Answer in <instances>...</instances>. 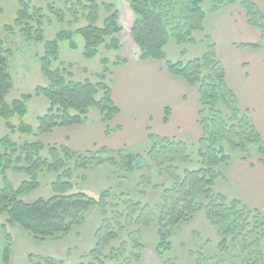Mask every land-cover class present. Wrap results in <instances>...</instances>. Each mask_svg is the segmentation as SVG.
<instances>
[{"label":"trees","instance_id":"trees-1","mask_svg":"<svg viewBox=\"0 0 264 264\" xmlns=\"http://www.w3.org/2000/svg\"><path fill=\"white\" fill-rule=\"evenodd\" d=\"M49 1V0H46ZM135 19L131 33L140 50L141 60L164 62L174 76L184 79L199 93L198 123L202 136L198 146L197 167L192 145L177 137L163 136L149 128L148 148L144 153L125 152V148L111 150L77 151L67 145L45 144L41 137L57 128L84 125L89 121L92 108L100 112V121L107 134L116 132L120 125H112L121 110L113 99L111 76L114 68L127 63L119 55L112 68L108 58L102 60L104 70L97 74L98 80H74L72 64L54 67L59 58L61 43L68 41L77 48L75 36L85 41L84 55L96 57L104 46L109 51L121 52L120 35L123 27L116 0H65V10L50 4L51 13L60 22L71 15L74 22L84 20L86 25L75 31L62 30L53 40L45 39L44 22L47 16L43 8L32 6L27 0L20 1L15 25L22 34L36 42H45V53L40 57L41 70L46 85L35 90V96H43L49 102L47 112L38 117L36 135L40 139L17 142L13 136L19 132L29 134L33 128L25 123L16 125V117L26 116L27 103L32 94L23 95L12 103L7 97L13 89L9 71L10 49L4 48L0 37V126L4 121L9 133L0 132V222L6 228L18 223L35 239L58 238L68 235L74 227L87 222L93 207L100 208L102 220L94 232L95 244L78 264H138L147 248L143 228L157 224L158 243L154 247L163 264H176V258L167 256L172 250L169 240L171 230L204 212L208 222L222 238L219 246L229 249L232 243L242 244L243 251L260 252L264 241V211L249 206L240 197L230 198L215 190L219 180H228L227 167L233 161L232 153L238 152L242 159L250 161L255 148L260 162H264V137L255 126L250 110L241 107L239 99L227 80L225 66L218 55L217 43L206 32L207 0H127ZM210 9L218 11L223 0H210ZM245 13L250 26L261 32V42L246 44L253 48L264 45V12L253 0H240L238 5ZM48 20V19H47ZM12 30L13 26H6ZM202 33L199 41L194 34ZM173 38L179 46L206 44L205 53L187 61L169 59L166 47ZM187 55V49L181 50ZM224 108L228 114L224 112ZM170 109L166 108L165 122ZM103 154H107L105 157ZM72 162L74 163L72 165ZM111 164L121 178L137 171L142 172V182L162 188L160 202L153 205L135 200L129 193H117L108 188L98 196L75 191V172L95 164ZM9 172L26 175L15 185ZM55 174L50 183L53 194L26 202L23 195L43 186L41 174ZM167 178L170 185L152 183L153 173ZM86 179V175L82 176ZM4 217V221L1 218ZM7 239L12 241L8 232ZM12 247L8 243L0 248V264H9ZM200 255H203L200 253ZM204 256V255H203ZM169 257V258H168ZM29 264H66L63 259L30 253ZM249 259L247 264H262ZM211 264H220L217 256L209 257ZM201 256L196 264H207ZM235 264V263H234Z\"/></svg>","mask_w":264,"mask_h":264},{"label":"rangeland","instance_id":"rangeland-1","mask_svg":"<svg viewBox=\"0 0 264 264\" xmlns=\"http://www.w3.org/2000/svg\"><path fill=\"white\" fill-rule=\"evenodd\" d=\"M21 0H0V37L4 41V48L10 49L13 52V55L9 57V71L11 74L13 89L7 97V102L12 103L15 99L21 98L23 95H34L32 100L27 103V114L25 117L13 119L16 125L25 123L30 125L33 128V132L29 134H21L17 132L13 138L17 142L24 141H33L40 139L36 135L38 127V117L45 114L49 108L48 100L43 96H35V90L40 85H46L47 80L42 73L40 57L45 53V42H36L33 39H30L24 36L20 28L15 25V20L18 17V11L20 9ZM32 6H37L43 8V13L47 16L45 19L44 29H45V39L53 40L56 35L62 30H71L75 31L79 27L86 25L84 20L80 22H74L71 15H66V18L63 22H60L58 18L51 13L49 3L55 4L56 8L61 9L65 8V0H27ZM102 1V0H98ZM240 0H223V5L219 8L218 11H212L210 9V0H207L204 3V8L207 11V18L205 20L206 32L213 35V33L221 25L225 24L226 19L223 15L231 8L236 11H239L241 15L246 13L238 6ZM116 5L120 12V22L124 29L120 39L122 43L123 50L121 52L109 51L104 46L100 48L99 54L94 58H87L84 55L85 41L82 36H75L74 41L77 43V48L72 49L68 41L61 43L59 58L54 62L53 66H69L72 64V71L74 73V80H84L91 79L97 81V74L102 73L104 70V64L102 60L108 58L110 61V67L112 68L113 62L117 60V57L121 55L125 58V53L128 51L127 40L133 43L131 29L135 19L134 13L131 10L129 2L127 0H117ZM48 19V20H47ZM247 19V18H246ZM241 17H239V22ZM13 26L14 29L7 30L6 26ZM225 35V34H224ZM242 35H245L242 34ZM194 36L200 41L204 35L202 33H195ZM213 37V36H212ZM223 37V35H222ZM127 39V40H126ZM225 40L229 42V38L226 36ZM216 42V41H215ZM226 42V43H227ZM238 43L235 44V47L240 48V51L245 49H252L244 43L243 40H238ZM261 42V41H260ZM134 45V44H133ZM135 52L132 55L135 59H139L140 50L138 46L134 45ZM237 48V49H238ZM187 49V55H183L181 50ZM206 44H185L184 46H179L176 43V40L171 38L166 50L168 53L169 59L173 61L184 60L187 61L191 58L200 57L205 53ZM165 65V64H164ZM115 69V68H114ZM112 81V76H111ZM191 98V104H195V100ZM224 112L227 110L224 108ZM89 121L100 120L101 115L97 108H92ZM155 118H159L155 116ZM126 126V123H125ZM121 129V128H120ZM117 130L118 132L120 131ZM116 131V132H117ZM1 134L5 135L9 133V130L6 128L4 121L1 122L0 126ZM116 132H112L110 135H113ZM123 135V134H122ZM196 142H190L193 147L194 162L190 167H197L198 159V146ZM106 147V146H105ZM100 147L93 148L92 150H98ZM108 148V147H107ZM125 152L129 151L132 153H144L148 148L147 139L142 142H138L134 145H127L124 147ZM110 149V148H109ZM253 150V157L250 161L252 165H260V156L256 154L255 148ZM112 150V149H111ZM114 150V149H113ZM117 150V149H115ZM86 151V150H83ZM107 157V154H103ZM233 161L243 160L242 156L238 152L232 153ZM232 161V162H233ZM264 163V162H263ZM74 163L72 162V165ZM74 166V165H73ZM230 165L223 167L224 172L229 171ZM74 184L75 191H83L93 196H98L102 190L111 188L117 193L126 192L130 194L135 200H140L144 203H151L153 205L160 202L162 196V188L155 189L153 184H145L142 182L141 176L142 172H135L129 174L124 178H121L115 168L109 164H95L88 169H79L75 172ZM12 180L15 185H19L20 182L27 178L26 175L16 174L9 172ZM83 175H86V179H83ZM153 182L170 185V181L167 178H163L157 174L153 173ZM55 179V174L44 173L41 174V180L43 186L26 193L23 195V199L26 202H34L40 197H50L53 194L52 187L50 183ZM2 181L0 179V186ZM215 190L217 192H223L225 195L230 198L239 197L236 195L234 190L231 187L229 180H219L216 183ZM4 217L1 218V221ZM102 220L99 207H93L88 215L87 222L82 226H76L73 230L64 236L58 238H47L44 241H39L34 238V236L27 230H25L18 223L9 224L6 228L0 222V248H4L11 243L12 250L16 254L28 255L30 253L41 255V256H53L55 258L63 259L66 264H78L81 261L82 257L86 255L89 250L95 244L94 232L99 226ZM144 230V241L147 245V248L143 252L144 259L139 264H163L157 254L155 253L154 247L159 241L157 236V224L153 226L145 227ZM12 235V241L9 242L7 239V233ZM169 240L172 244L171 252H168L169 257L172 259L176 258V264H196L198 259L205 257L207 259V264H211L212 261H209V257L217 256L221 259L220 264H247L246 262L252 258L261 257L260 261L264 264V241L261 242L260 252H256L254 249L250 251H243L242 244L232 243L228 250L224 251L220 248L219 244L222 238L218 235L217 230L208 222L204 212L200 213L194 219L183 222L179 226L171 230V235ZM202 253L203 255H200ZM168 257V258H169Z\"/></svg>","mask_w":264,"mask_h":264},{"label":"crops","instance_id":"crops-1","mask_svg":"<svg viewBox=\"0 0 264 264\" xmlns=\"http://www.w3.org/2000/svg\"><path fill=\"white\" fill-rule=\"evenodd\" d=\"M253 1L264 12V0ZM235 8H230L223 15L225 24L217 27L212 36L225 66L229 85L241 107L250 110L255 126L264 137V45L244 51L235 47L238 40L244 43L261 41L260 30L250 26L245 15ZM226 36L229 42L225 40ZM127 44L128 51L124 55L127 63L114 69L111 81L113 99L121 110L112 125H120V131L109 136L105 132V124L93 120L84 125L57 128L53 133L41 137L45 144H65L77 151L105 146L119 150L145 141L149 128L160 135L177 137L188 143L200 139L202 129L198 123V89L172 75L164 62L135 59L132 55L137 44L134 39L133 43L127 40ZM189 95L195 100L194 105ZM166 108L171 112L168 122H165ZM228 180L237 196L249 206L264 211V163L252 165L247 161L235 160L230 164ZM28 256L12 250L9 264H29Z\"/></svg>","mask_w":264,"mask_h":264}]
</instances>
